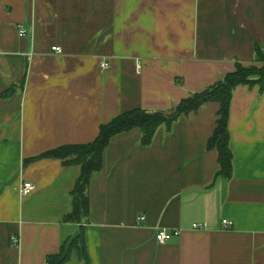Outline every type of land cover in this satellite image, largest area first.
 Listing matches in <instances>:
<instances>
[{"label":"crops","instance_id":"0c3cea01","mask_svg":"<svg viewBox=\"0 0 264 264\" xmlns=\"http://www.w3.org/2000/svg\"><path fill=\"white\" fill-rule=\"evenodd\" d=\"M255 46L264 50V0H0V96L13 90L0 99V264H45L81 228L89 264H264L256 87L232 94L230 180L215 179L217 152L207 150L217 103L160 127L146 147L139 129L112 137L82 227L62 222L80 168L29 161L91 143L133 109L170 112L235 63L255 64ZM23 182L36 186L26 197ZM163 230L180 234L159 244ZM66 264L84 261L73 251Z\"/></svg>","mask_w":264,"mask_h":264},{"label":"trees","instance_id":"16d2710c","mask_svg":"<svg viewBox=\"0 0 264 264\" xmlns=\"http://www.w3.org/2000/svg\"><path fill=\"white\" fill-rule=\"evenodd\" d=\"M254 52L255 64L244 66L238 62L235 63L233 71L225 74L211 86L181 100L170 112L133 109L118 115L108 124L101 126L96 139L89 144L61 146L29 160L58 159L64 166H78L80 168V175L71 192L72 209L70 213L64 216L62 222L78 224L82 227V222L88 215L90 178L93 173L100 171L103 152L112 137L132 129H139L141 146H149L160 127L170 129L178 118L196 112L207 103H217L219 106L214 131L207 141V150L217 152L218 170L215 173V179L230 180L233 174V155L229 146L228 123L233 91L237 87L249 89L256 87L258 93L264 95V50L255 46ZM12 92V89L8 90L0 96V99L9 97ZM82 231L81 228L78 236L63 244L57 253L48 255L45 264H66L73 251L83 259L84 264H89Z\"/></svg>","mask_w":264,"mask_h":264},{"label":"built area","instance_id":"2783aa9c","mask_svg":"<svg viewBox=\"0 0 264 264\" xmlns=\"http://www.w3.org/2000/svg\"><path fill=\"white\" fill-rule=\"evenodd\" d=\"M26 34V31L22 28H19V36L20 37H24ZM51 51L53 53H56V54H61L62 53V50L60 47L58 46H54L51 48ZM109 68V64L104 62L101 64V69L102 70H106ZM36 190V186L32 183H29V182H23L21 184V187H20V195L23 196V197H26L28 195H30L31 193H33L34 191ZM144 216H140L138 219H137V222H142L144 221ZM222 226L225 228V229H230L232 226H233V223L230 222V221H227V220H223L222 221ZM193 228H201V225L199 224H194L192 226ZM180 234V231L179 230H175V231H172V232H167L165 230L163 231H160L156 234L155 238H156V241L159 243V244H165L166 242H168L170 239H172L173 237H176V236H179ZM10 243L13 245V246H16L18 244V238L15 237V236H12L10 238Z\"/></svg>","mask_w":264,"mask_h":264}]
</instances>
